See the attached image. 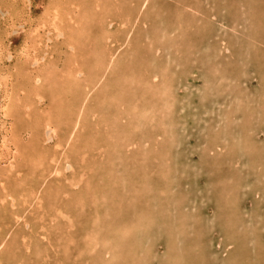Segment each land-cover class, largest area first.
I'll return each mask as SVG.
<instances>
[{"label": "rangeland", "instance_id": "rangeland-1", "mask_svg": "<svg viewBox=\"0 0 264 264\" xmlns=\"http://www.w3.org/2000/svg\"><path fill=\"white\" fill-rule=\"evenodd\" d=\"M73 2L63 0L61 5L64 3V13L73 11L72 21L76 18L80 20L86 36H81L82 39L72 33V21L68 17V34L72 38L69 37L64 46L61 44L65 41L64 37L55 36L53 42L45 39L49 36L47 28L40 26L37 32L39 40L38 35L33 33L40 25L41 18L51 15L55 5L53 0H0V83L14 90L10 98L23 99L28 96L32 100L24 105L26 111L34 108V111H27L28 114L24 109L14 111L11 118L8 114L3 115L7 113L8 101L3 87L0 89V235L5 234L0 237V262L94 264L95 252L88 250L91 241H100V238L107 236L110 241L116 237L117 228H121L127 235V243L136 241L135 245H126L121 249V257L133 260V264H164L166 255L178 252L180 245L174 233L182 225L184 230L176 239H184L186 244L192 246L193 250L189 246L184 247L188 262L234 264L228 259L235 254L236 248L241 247L243 253L239 255L237 264H264V97L260 100L259 93L264 85V57L261 54H264V0ZM143 2L146 8L141 5ZM246 14L254 18L252 32L256 30V41L262 42L258 54L254 52L255 44L249 45V53L248 50H241L247 42L245 33L249 29L245 27L238 37L236 34L241 29L232 31L233 17L244 22ZM142 22H146V25ZM220 39L226 44H220ZM220 47L224 49L219 51L217 48ZM27 52L32 58L39 56L40 61H33L31 57L27 59ZM33 52H37V55ZM244 53L249 54L248 60H245ZM131 55L134 56L131 58ZM50 60L55 61V67H51ZM73 60L77 66L71 65ZM95 62L100 65L98 69L92 67ZM46 64L50 66H46L45 72L42 65ZM112 65L117 66L113 68L114 72L110 68ZM39 71L45 74L49 72L45 76L46 82L55 84L57 81L56 88H53L54 85H44L46 88H42L40 84H35V87L42 89L41 102L37 96H30L29 91L34 86L30 85L31 81L27 83L38 76ZM152 71L155 74L159 71L168 80L165 82L169 97H175V102L178 100L176 103L173 101V106L178 109L173 107L172 111L180 113L179 117L172 115V121L182 120L184 127H181L185 132L181 127L177 131L178 125L172 128L174 133L171 129L170 133L164 132L158 125L155 128L148 115L145 127H139L129 134L132 123L128 118L133 113L145 114L147 107L148 112L154 106V110L161 108L157 106L159 103L152 106L159 96L155 88L161 85L159 77L153 80L148 75ZM110 72L118 75L117 78L111 77L117 87L129 82L131 93L137 97L131 95L132 100L124 106L116 100L106 98V102L101 97L103 102H99L103 105H98L102 108L95 118L97 127L91 128L92 120L84 117L78 126L80 128L72 130L74 114L66 111L65 106L74 98L86 95L80 88L88 85V77L99 76L101 82L98 86L102 88L100 85L110 79ZM170 81L172 84L176 81L175 85ZM60 82L64 84L59 85ZM66 85L75 89L74 92L70 89L67 95L57 97L56 92L60 91L57 88ZM208 89H211L210 93ZM184 99L189 102L187 106ZM136 101L139 109L135 106ZM56 105L63 110L59 113L57 109L59 115L54 112ZM46 112L50 119L53 117L52 123L57 124L55 133L47 127L43 128ZM143 114H140L141 118ZM153 118L159 119L157 115ZM140 122L143 124L144 119ZM33 123L36 124L35 128ZM12 132L15 134L14 141L10 138ZM166 147L169 153L165 152ZM179 164L183 166L179 167ZM145 173L148 176H143ZM32 189L38 190L34 196L41 197V200L33 199ZM178 210L183 211L182 215ZM177 214L180 218L176 217ZM251 230L257 233L261 242L250 240L247 235ZM53 241L58 246L66 245V252L61 247H49ZM227 242L232 245L225 252ZM96 249L103 259L99 248ZM77 252L80 255L74 258ZM35 253L46 254L49 259L40 262L38 258L34 263L32 256ZM127 259L126 264L129 263ZM172 261V264H176Z\"/></svg>", "mask_w": 264, "mask_h": 264}, {"label": "bare ground", "instance_id": "bare-ground-1", "mask_svg": "<svg viewBox=\"0 0 264 264\" xmlns=\"http://www.w3.org/2000/svg\"><path fill=\"white\" fill-rule=\"evenodd\" d=\"M72 1H76V0H72ZM138 1V0H137ZM61 2H63V0H53V4H55V5H53L54 7H53V9L51 10V15L49 16V17H45L44 19L43 18H41V23H39L40 25L39 26H37V28L36 29H34V34H37L38 35V33L37 32H39V30H40V26L42 27V29L43 28H47V31H49V32H47V34H49V36H47V38H45V39H47V40H52V42H53V40H54V38H58V37H64V39H65V41H63V43H61V44H63L64 46H66V44L67 43H65L67 40H68V38L70 37V38H72V35L70 36L68 33H69V31H70V26L68 25V22L67 21H69L68 20V17L70 18V21H72L73 20V16H74V14H73V11H71V12H67V13H64V8H63V4L61 5ZM73 2V3H74ZM146 2V1H145ZM145 2H143L141 5L143 6V7H145L146 8V6H145ZM212 2V1H211ZM70 3V2H69ZM96 4H97V2H95ZM99 4V3H98ZM210 4V3H209ZM244 4V3H243ZM48 5V4H47ZM50 5H52L51 3H50ZM82 5V4H81ZM91 5V4H90ZM212 5V4H211ZM88 7H90V6H88ZM101 7V6H100ZM51 8V7H50ZM90 9V8H89ZM47 10V9H46ZM238 11V10H237ZM239 12V11H238ZM84 13V12H83ZM147 13H149V12H147ZM44 14V13H43ZM147 15V14H146ZM133 16V15H132ZM244 17H245V21L244 22H240V21H238L237 19H235V17H233V19H234V21L232 22V31H236L237 32V30L236 29H241L240 31H238L237 32V34H236V36L238 37L239 35H241V34H243V29L246 27L247 29H249L246 33H245V38L247 39V42L246 43H244V45H243V47H242V52H243V50L245 51H247L248 49H249V45H251L252 44V46H253V44H255V50L256 51H254V52H257V54H258V51H259V49H260V47L262 46V42H261V40H259L258 42H259V44H257L258 42L256 41V30L254 31V32H252V30H254V25H255V20H254V18H251L252 16H248L247 14L246 15H244ZM119 19H120V17H119ZM137 19V18H136ZM149 19H150V16H149ZM143 20V19H142ZM151 20V19H150ZM123 21V20H122ZM149 21V20H148ZM152 21V20H151ZM162 21V20H161ZM117 22V21H116ZM115 22V23H116ZM119 22V21H118ZM136 23V22H135ZM134 23V24H135ZM142 23H144L143 25H146V22H142ZM207 23V22H206ZM85 24H86V22H85ZM123 24V23H122ZM128 24V23H127ZM72 26H73V28H71V31H72V33L73 34H76V37H80V38H82V39H84L83 37L84 36H86L85 35V27H82V24H81V22H80V20L79 19H74V21H72V24H71ZM129 25V24H128ZM142 25V24H141ZM147 25H149V24H147ZM212 25V24H211ZM262 25H264V24H262ZM109 26V25H108ZM118 26V25H117ZM123 26V25H122ZM131 26H132V24H131ZM136 26V25H135ZM80 28V29H78V30H76L77 28ZM134 27V26H133ZM132 27V28H133ZM256 27V26H255ZM125 28H127V27H125ZM131 28V27H130ZM145 28H147V27H145ZM200 28V27H199ZM75 30V31H74ZM127 30V29H126ZM52 32V34H51V32ZM109 33V32H108ZM128 33V32H127ZM149 33V32H148ZM117 34V33H116ZM126 34V33H125ZM168 34H170V33H168ZM106 35H107V33H106ZM132 35V34H131ZM144 35H146V34H144ZM171 35V34H170ZM169 35V36H170ZM56 36V37H55ZM81 36H83V37H81ZM108 36V35H107ZM127 36V35H126ZM165 36V35H164ZM175 36V35H174ZM172 37V36H171ZM184 37V36H183ZM35 38V37H34ZM67 38V39H66ZM98 38V37H97ZM99 38H100V36H99ZM107 38V37H106ZM137 38V37H136ZM166 38V37H165ZM225 38H227V37H225ZM37 39L39 40L40 39V36L38 35L37 36ZM43 39V38H42ZM108 39V38H107ZM142 39V38H141ZM146 39V38H145ZM169 39V38H168ZM182 39V38H181ZM196 39H197V37H196ZM36 40V39H35ZM98 40V39H97ZM127 40V39H126ZM171 40V39H170ZM175 40V39H174ZM45 41V40H44ZM130 41V40H129ZM134 41V40H133ZM143 41V40H142ZM181 41H183V40H181ZM186 41V40H185ZM188 41V40H187ZM46 42V41H45ZM139 42H140V38H139ZM220 44H226L225 42L226 41H224V40H222V39H220ZM77 43V42H76ZM81 43V42H80ZM103 43V42H102ZM101 43V44H102ZM108 43V42H107ZM123 43H124V41H123ZM137 43V42H136ZM197 43V42H196ZM37 44V43H36ZM42 44V43H41ZM75 44V43H74ZM84 44V43H83ZM87 44V43H86ZM128 44V46H129V43H126V45ZM152 44V43H151ZM163 44H166V42L164 43L163 42ZM171 44V43H170ZM181 44V43H180ZM219 44V43H218ZM28 45V44H27ZM44 45V44H43ZM91 45V44H90ZM106 45V44H105ZM117 46H118V44H116ZM122 45V44H121ZM131 45V44H130ZM141 45V44H140ZM175 45H176V43H175ZM175 45H173V46H175ZM42 46V45H41ZM68 46V45H67ZM86 46V45H85ZM108 46V45H107ZM153 46V45H152ZM259 46V47H258ZM90 47V46H89ZM102 47H103V45H102ZM120 47V46H119ZM139 47H141L142 48V46H139ZM175 47H178V46H175ZM41 48V47H40ZM50 48V47H49ZM53 48V47H52ZM69 48V47H68ZM112 48V47H111ZM122 49H123V47H121ZM128 48V47H127ZM80 49V48H79ZM94 49V48H93ZM120 49V48H119ZM132 49V48H131ZM216 49V48H215ZM219 51H221V50H223L224 49V47H223V49H221V47L220 48H217ZM39 50V49H38ZM74 50V49H73ZM111 50V49H110ZM109 50V51H110ZM157 50V49H156ZM155 50V51H156ZM159 50V49H158ZM175 50V49H174ZM25 51V50H24ZM34 51H36V49L34 50ZM126 51H128V50H126ZM141 51V50H140ZM179 51V50H178ZM26 52V51H25ZM42 52V51H41ZM83 52V51H82ZM143 52V51H142ZM141 52V53H142ZM160 52V51H159ZM158 52V53H159ZM211 52V51H210ZM218 52V51H217ZM248 53H249V50L247 51ZM251 52V51H250ZM262 52V51H261ZM28 53V52H27ZM38 53H39V51H38ZM131 53V52H130ZM211 53H213V51L211 52ZM245 54V60H248L249 58H247L248 56L247 55H249V54ZM30 53H28L26 56H27V59L28 58H30L31 57V55H29ZM33 54H35V55H37V52H33ZM53 54V53H52ZM91 54H93V53H91ZM98 54V53H97ZM100 54H102V53H100ZM120 54V53H119ZM136 54V53H135ZM250 54H252V53H250ZM262 54V56L264 57V54H263V52L261 53ZM89 55V54H88ZM107 55H108V53H107ZM137 55V54H136ZM140 55V54H139ZM143 55V54H142ZM154 55V54H153ZM156 55V54H155ZM214 55H216V54H214ZM213 55V56H214ZM254 55V54H253ZM33 56V55H32ZM39 56H40V53H39ZM39 56H35V58L33 59L32 57V59H33V61H35V60H38V58H39ZM45 56V55H44ZM43 56V57H44ZM53 56V55H52ZM134 56V55H133ZM132 55H131V58L133 57ZM218 56V55H217ZM251 56V55H250ZM261 56V57H262ZM47 57V56H46ZM110 57H113V55H111ZM137 57V56H136ZM145 57V56H144ZM156 57H157V55H156ZM262 57V58H263ZM128 58V57H127ZM216 58V57H215ZM254 58H257V56H254ZM41 59V58H40ZM71 59H72V57H71ZM95 59V58H94ZM111 59H113V58H111ZM100 60V59H99ZM136 60V59H135ZM185 60V59H184ZM263 61H264V59H262ZM38 61H40V60H38ZM51 61V60H50ZM214 61V60H213ZM37 62V61H36ZM52 62V65H51V67L53 68V67H55V61L53 62V61H51ZM159 62V61H158ZM219 62H220V60H219ZM38 63V62H37ZM110 63V62H109ZM131 63H133V62H131ZM131 63H130V65H131ZM161 63V62H160ZM175 63V62H174ZM101 64V63H100ZM108 64V63H107ZM116 64H118V63H116ZM129 64V63H128ZM127 64V65H128ZM164 64V63H163ZM254 64V63H253ZM264 64V63H263ZM71 65H76L77 66V62L75 63V61L73 60L72 62H71ZM133 65V64H132ZM261 65H262V62H261ZM46 66H48L47 64L46 65H42V68H43V70L45 71V68H46ZM50 66V65H49ZM48 66V67H49ZM58 66V65H57ZM122 66V65H121ZM141 66V65H140ZM38 67V66H37ZM50 67V68H51ZM89 67H90V65H89ZM93 68H95V69H98L99 67H100V65H98L97 64V62H95V64H93V66H92ZM109 67V66H108ZM116 67L117 66H114L113 67V65L112 66H110V68L113 70V72H114V69H116ZM136 67V66H135ZM135 67H134V69H135ZM138 67H139V65H138ZM137 67V68H138ZM262 67H263V65H262ZM77 68V67H76ZM103 68V67H102ZM114 68V69H113ZM153 68V67H152ZM259 68H261V67H259ZM133 69V70H134ZM156 69H158V68H156ZM32 70V69H31ZM30 70V71H31ZM78 70V69H77ZM82 70V69H81ZM91 70V69H90ZM103 70H104V68H103ZM107 70H109V69H107ZM145 70V69H144ZM150 70H151V68H150ZM175 70V69H174ZM24 72H25V69L23 70ZM29 71V70H28ZM36 71V70H35ZM66 71H68V70H66ZM65 71V72H66ZM70 71V70H69ZM87 71V70H86ZM89 71V70H88ZM87 71V72H88ZM111 71V70H110ZM243 71V70H242ZM39 72H41V71H39ZM46 72V71H45ZM51 72H55V71H51ZM76 72V71H75ZM90 72V71H89ZM99 72V71H98ZM106 72V71H105ZM105 72H104V74H105ZM163 72V71H162ZM245 72V71H244ZM243 72V73H244ZM26 73H27V71H26ZM35 73V72H34ZM48 74H49V72H47ZM46 73V74H47ZM67 73V72H66ZM91 73V72H90ZM164 73V72H163ZM1 74H3V73H1ZM46 74L45 73H43V72H41L40 74H38V76H36L35 78H33V80H32V78H31V80H28V82L27 83H29L30 81H31V83H30V85H33L34 86V88L33 89H31V91H29V94H30V96L33 98V97H38V100H40V102L42 101V99H43V94H42V89H39L38 87H35V84H37V85H41V87L42 88H44L45 86L47 87V86H51V85H54L53 86V88H56V86H57V81H55V84L54 83H52V81H51V83L52 84H50V83H48V82H46V78H45V76H46ZM110 79L109 80H106L102 85H100V86H103L102 88H100L98 85H99V83L101 82V79H100V77L99 76H97V77H88V78H90V81H89V83H88V81H87V83H88V85H86V87L85 86H83V87H81L80 89H81V91L84 93V92H86V95H81V98H77V99H75L74 98V100L73 101H71L69 104H67V106H65V109H66V111H68L69 113H71V114H74L72 117H74V120H72L71 121V125H72V130H78L79 128H78V126L80 125V122L82 121L83 122V119H84V117H89L90 118V120H92L91 121V124H92V126H91V128H94V127H97V122H96V120H95V118L96 117H98V115H97V111L99 112V110H101V108H99V104L102 106L103 104H101L99 101H101V97H103L104 99H105V101L107 102V99H110V101H113V100H116V101H118L119 103H120V105L121 106H124V105H128V102H129V100L131 99L132 100V97L134 96L135 98L137 97L136 95H133V93H131V86L128 84V83H126L125 85H121L120 87H117L115 84H116V81H115V84H114V82H113V80L111 79V77L112 78H117V76L118 75H114V73H112V72H110ZM144 74V73H143ZM237 74V73H236ZM25 75H27V74H25ZM52 75V74H51ZM55 75V74H54ZM75 75V74H74ZM90 75V74H89ZM129 75V78H130V80L132 81V79H131V77H130V74H128ZM142 75V74H141ZM148 75H150L151 77H152V79L154 80V79H156V78H160V81H161V85H159V86H157V88H155L156 90H157V94H159V96H161V97H157L156 99H155V101L154 102H152L153 104H152V106H154V104L155 103H159V105H157V106H161V108H156L155 110H154V107H152L153 108V110L152 111H147V108L145 109V114H143V113H140V114H143V118H141V115L139 114V115H136L137 113H133V115H132V117L131 118H128V119H131V120H129L130 122V132H129V134L133 131V130H137L139 127H141V128H144L145 127V122L146 121H148V115H149V117H150V121H153L154 122V124H155V128H157L156 126L158 125V126H161L163 129L162 130H165L164 132H167V131H169V129H171L172 130V128L175 126V125H178V130L177 131H179V127H181V126H183L184 125V122L181 120V119H179V120H181L180 122H182V123H180L178 120L176 121V120H174V121H172V115H174V117H175V115L177 114V116L179 117V115H180V113H178V112H174L173 113V111H172V109H173V101H174V103H176V102H178V100L175 102V97H169V92H168V90H167V86H166V82H165V76L163 75V74H161L159 71L155 74V73H153V71H152V73H149ZM1 76H3V75H1ZM47 76H49V75H47ZM91 76V75H90ZM138 76H139V74H138ZM8 77V76H7ZM78 77V76H77ZM143 77V76H142ZM173 77H174V75H173ZM173 77H168V79H170V78H173ZM235 78H237L236 76H234ZM240 77V76H239ZM3 78V77H2ZM138 78V77H137ZM177 79H179V77H176ZM208 78V77H207ZM53 79V78H52ZM87 79V78H86ZM222 79V78H221ZM26 80V79H25ZM76 80V79H75ZM174 80H176V79H174ZM240 79H238V81H239ZM33 81L35 82V83H33ZM167 82H168V80H166ZM74 82V81H73ZM176 82V81H175ZM175 82L173 83L174 85H175ZM182 82V81H181ZM210 82V81H209ZM213 82V81H212ZM67 83H68V81H67ZM66 83V84H67ZM75 83V82H74ZM170 83L172 84V81H170ZM180 83V82H179ZM208 83V82H207ZM21 84V83H20ZM64 83L62 82H60L59 83V85H63ZM133 84H134V82H133ZM172 84V85H173ZM181 84V83H180ZM179 84V85H180ZM45 85V86H44ZM139 85V84H138ZM178 85V84H177ZM183 85H185V84H183ZM22 88H23V85H20ZM19 86V87H20ZM44 86V87H43ZM77 86V85H76ZM155 86V85H154ZM182 86V85H181ZM180 86V87H181ZM3 87V88H2ZM4 87H5V89H4ZM30 87V86H29ZM45 87V88H46ZM60 87V86H59ZM63 87V86H62ZM57 88V89H60V91H58V92H56V95H57V97H60V96H62L63 94H65L66 93V95H67V93H68V90H70L71 89V91L72 92H74V90L75 89H72V87L71 88H69L68 87V85H66L64 88ZM96 87H99L98 89L96 88ZM174 87V86H173ZM262 87V86H261ZM2 88V90H3V94H5L6 96H5V98L7 99V101H8V103H7V113L5 112L3 115H7L8 114V117H13L14 115H13V113H15L14 111H18L19 109H24L25 111H26V109L24 108V105H26V102H28V101H32L31 99H29V97L28 96H26V98L28 99H26V98H23V99H18V97L17 98H10V96H11V94L13 93H11V91L13 90H11L8 86H6V85H2L1 83H0V89ZM52 89V88H51ZM145 89V88H144ZM160 89V90H159ZM247 89V88H246ZM17 90V89H16ZM96 90V91H95ZM199 90V89H198ZM204 90H206V89H204ZM14 91V90H13ZM18 91H19V89H18ZM174 91V90H173ZM209 91V93L211 92V89L209 90H207V92ZM243 91H244V89H243ZM17 92V91H16ZM94 94H93V93ZM95 92H97V93H95ZM127 93V95H125V93ZM143 92L144 93H146L145 92V90H143ZM174 93H175V91H174ZM187 93V92H186ZM259 93H261L260 94V96H261V98H260V100L264 97V85H263V87L261 88V91L259 92ZM148 94H149V92H148ZM203 94V93H202ZM213 94V93H212ZM52 94H50V96H51ZM131 95H133V96H131ZM204 95V94H203ZM126 96V97H125ZM148 96V95H147ZM176 96V95H175ZM259 96V97H260ZM3 98H4V96H3ZM52 98V97H51ZM107 98V99H106ZM139 98V97H138ZM198 98H200V97H198ZM202 98H203V96H202ZM25 99V100H24ZM53 99H55V95H54V98ZM57 99V98H56ZM140 99V98H139ZM37 100V101H38ZM147 100H148V98H147ZM157 100H160V101H158L157 102ZM184 100H186V99H184ZM187 100H188V98H187ZM186 100V101H187ZM6 101V100H5ZM55 101V100H54ZM60 101H61V99H60ZM59 101V102H60ZM205 101V100H204ZM263 101V100H262ZM101 102H103V101H101ZM135 102V101H134ZM137 103L135 104V106L137 107V105H138V107H139V104H138V101H136ZM202 102V101H201ZM182 103V102H181ZM180 103V104H181ZM189 102L187 101V103H186V106H187V104H188ZM206 103V102H205ZM130 104H132V103H130ZM141 104V103H140ZM177 104H179V103H177ZM97 105V106H96ZM183 105V104H182ZM206 105V104H205ZM263 105H264V103H263ZM3 106V105H2ZM90 106V107H89ZM104 106H105V104H104ZM142 106H143V104H142ZM176 106V105H175ZM188 106H190V104L188 105ZM119 107V106H118ZM137 107V108H138ZM177 107V106H176ZM176 107H174V108H176ZM180 107H182L181 105H180ZM3 109H4V107H2ZM37 108V107H36ZM86 108H89V109H87L86 110ZM141 108V107H140ZM182 108H184V107H182ZM204 108V107H203ZM55 109V110H54ZM54 109H52V111L54 110V112L57 114V109H58V111H60L59 113H62V107L61 106H59V105H56L55 106V108ZM106 109V108H105ZM139 109V108H138ZM176 109H178V108H176ZM180 110H181V108H179ZM37 110H39L38 108H37ZM86 110V111H85ZM127 110V109H126ZM157 110V113H155V111ZM27 111H34V108H33V110L31 109V110H29V109H27ZM26 111V113L28 114V112ZM105 111H107V110H105ZM171 111H172V113H171ZM35 112H36V109H35ZM49 112V111H48ZM131 112V111H130ZM183 112V111H182ZM31 113V112H30ZM54 113V114H55ZM59 113L57 114V115H59ZM157 115V117H159V119H157V118H153L152 119V117H154V116H156L155 114ZM168 113V114H167ZM89 114H91V116L89 115ZM195 114V113H194ZM44 115H46V117L44 118V122H43V128L44 127H47V128H49V129H51V132L52 133H55V129H56V125L57 124H53L52 123V120H53V117L50 119L49 118V114H47V112L46 113H44ZM43 115V116H44ZM52 115V114H51ZM42 116V117H43ZM53 116V115H52ZM124 116H125V114H124ZM200 116V115H199ZM198 116V117H199ZM51 117V116H50ZM121 117V116H120ZM127 117H129L128 116V114H127ZM195 117H196V115H195ZM194 117V118H195ZM39 118V117H38ZM59 118V117H58ZM182 118V117H181ZM185 118H188V117H185ZM227 118V117H226ZM15 119V118H14ZM60 119V118H59ZM123 119V118H122ZM126 120H127V118H125ZM142 119H144V122H143V124H142V122H140ZM152 119V120H151ZM40 120V119H39ZM56 120H57V118H56ZM54 121H55V119H54ZM63 121H66V120H64L63 119ZM68 121V120H67ZM204 122V121H203ZM216 122V121H215ZM62 123V122H61ZM211 123V122H210ZM217 123V122H216ZM59 124V123H58ZM68 124V123H67ZM212 124H214V123H212ZM60 125V124H59ZM62 125V124H61ZM60 125V126H61ZM35 126H36V124L35 123H33V127L35 128ZM63 126V125H62ZM103 126V125H102ZM211 126H214V125H211ZM32 127V126H31ZM64 127V126H63ZM184 127V126H183ZM183 127H181V128H183ZM186 127V126H185ZM65 128V127H64ZM180 128V129H181ZM184 129V128H183ZM200 129V128H199ZM204 130H205V128H203ZM226 129V128H225ZM12 130H13V132H16V129H15V127H12ZM44 130V129H43ZM58 130H59V128H58ZM62 130H63V128H62ZM82 129H80V131H81ZM84 130V129H83ZM103 130H104V128H103ZM182 130V129H181ZM195 130V129H194ZM45 131V130H44ZM66 131V130H65ZM155 131H157V130H155ZM174 130H172V132H173ZM176 131V133L178 134V132ZM208 131V130H207ZM13 132L11 133V135H10V138H12V140H13V137L15 136V134H13ZM46 132V131H45ZM175 132V131H174ZM173 132V133H174ZM184 132H185V129H184ZM70 133V132H69ZM79 133V132H78ZM169 133H170V131H169ZM175 133V134H176ZM198 133V132H197ZM211 133V132H210ZM66 134H68V133H66ZM71 134V133H70ZM183 134V133H182ZM181 134V135H182ZM208 134V133H207ZM212 134V133H211ZM40 135V134H39ZM43 135V134H42ZM53 135V134H52ZM69 135V134H68ZM74 135V134H73ZM114 135V134H113ZM167 135V134H166ZM180 135V134H179ZM41 136V135H40ZM48 136V135H47ZM50 136V135H49ZM55 136V135H54ZM70 136H72V135H70ZM122 136V135H121ZM84 137V136H83ZM134 136H132L131 138H133ZM156 137V136H155ZM81 138V137H80ZM123 138V137H122ZM43 140H44V138H42ZM49 139V138H48ZM67 139H69L68 137H67ZM78 139V138H77ZM121 139V138H120ZM124 139V138H123ZM16 140V139H15ZM63 140V139H62ZM80 140V139H79ZM92 140V139H91ZM132 140V139H131ZM158 140V139H157ZM180 140H183L182 138H180ZM179 139H178V141H180ZM14 141V140H13ZM59 141V140H58ZM57 141V142H58ZM61 141V140H60ZM68 141V140H67ZM66 141V142H67ZM177 141V140H176ZM56 142V143H57ZM64 142V141H63ZM78 142V141H77ZM62 143V142H61ZM164 143V142H163ZM183 143V142H182ZM215 143V142H214ZM157 144V143H156ZM155 144V145H156ZM202 144V143H201ZM6 145V144H5ZM57 145V144H56ZM63 145V144H62ZM68 145V144H67ZM149 145V144H148ZM162 145V144H161ZM164 145V144H163ZM200 145V144H199ZM204 145V144H203ZM52 146V145H51ZM60 147V146H59ZM158 147V145L156 146V148ZM181 147H183V145L181 146ZM200 147H202V146H200ZM204 147V146H203ZM212 147V146H211ZM218 147V146H217ZM216 147V148H217ZM61 148H62V146H61ZM155 148V149H156ZM161 148H162V146H161ZM167 148V150H165V152L166 153H169V149H168V147H166ZM215 148V149H216ZM73 149V148H72ZM113 149V148H112ZM159 149V148H158ZM203 150V149H202ZM17 151V150H16ZM59 151V150H58ZM61 151V150H60ZM156 151H157V149H156ZM233 151V150H232ZM63 152V151H62ZM69 152V151H68ZM159 152V151H158ZM202 152V151H201ZM241 152V151H240ZM160 153V152H159ZM207 153V152H206ZM211 153V152H210ZM209 153V154H210ZM66 154H67V152H66ZM72 154V153H71ZM202 155H203V153H201ZM222 154V153H221ZM62 155H63V153H62ZM159 155V154H158ZM162 155H163V153H162ZM48 156V155H47ZM50 156V155H49ZM66 156H68V154L66 155ZM160 156V155H159ZM215 156V155H214ZM55 157V156H54ZM62 157H65V156H62ZM163 157V156H162ZM216 157V156H215ZM56 158V157H55ZM160 158V157H159ZM188 158V157H187ZM223 158V157H222ZM234 158V157H233ZM163 159V158H162ZM211 159V158H210ZM224 159V158H223ZM59 160H61V159H59ZM64 160V159H63ZM113 160V159H112ZM62 161V160H61ZM116 161H117V159H116ZM177 161V160H176ZM188 161V160H187ZM215 161V160H214ZM231 161V160H230ZM65 162V161H64ZM114 162V161H113ZM120 162V161H119ZM184 162V161H183ZM186 162V161H185ZM189 162V161H188ZM194 162V161H193ZM201 162V161H200ZM212 162V161H211ZM222 162V161H221ZM224 162V161H223ZM52 163V162H51ZM190 163V162H189ZM175 164H176V162H175ZM186 164V163H185ZM184 164V165H185ZM188 164V163H187ZM198 164V163H197ZM202 164H204V163H202ZM85 165H89V164H85ZM104 165H105V163H104ZM112 165V164H111ZM177 165V164H176ZM189 165V164H188ZM162 166V165H161ZM181 165L179 164V167H180ZM183 166V165H182ZM181 166V167H182ZM200 166V165H199ZM81 167V166H80ZM176 167V166H175ZM199 168V167H198ZM97 169V168H96ZM116 169V168H115ZM186 170H187V167L185 168ZM202 169V168H201ZM55 170V169H54ZM101 170H102V168H101ZM114 170V169H113ZM173 170H175V168H173ZM179 170H180V168H179ZM194 170V169H193ZM207 170H209V169H207ZM59 171V170H58ZM98 171V170H97ZM107 171V170H106ZM162 171V170H161ZM170 171V170H169ZM175 171H177V170H175ZM181 171V170H180ZM178 172V174L179 173H181V172ZM185 171V170H184ZM206 171V170H205ZM220 172L221 171V169H220V171L219 170H216V172ZM166 172V171H165ZM172 172V171H171ZM194 172V171H193ZM215 172V173H216ZM56 173L58 174L59 172H57L56 171ZM100 173V172H99ZM105 173H107V172H105ZM195 173V172H194ZM193 173V174H194ZM87 174V173H86ZM161 174V173H160ZM168 174H170V172L168 173ZM218 174V173H217ZM216 174V175H217ZM105 175V174H104ZM171 175V174H170ZM180 175V174H179ZM216 175H214V177H216ZM95 176V175H94ZM98 174H96V177L98 178ZM103 176V175H102ZM112 176V175H111ZM143 176H148V174L146 175V173H145V175H143ZM166 176V175H165ZM172 176H174V175H172ZM186 176V175H185ZM213 176V175H212ZM217 176H219V174L217 175ZM220 176H222V175H220ZM49 177H50V175H49ZM180 177H181V175H180ZM187 177H189V175L187 176ZM211 177V176H210ZM146 178V177H145ZM156 178V177H155ZM175 178V177H174ZM177 178V177H176ZM93 179V178H92ZM100 179V178H99ZM105 179V178H104ZM111 179V178H110ZM158 179V178H157ZM171 179H172V177H171ZM212 179V178H211ZM102 180V179H101ZM106 180H107V178H106ZM112 180V179H111ZM111 180H109V181H111ZM172 180H174V179H172ZM177 180V179H176ZM176 180H174V181H176ZM225 181H227V180H225ZM34 182V181H33ZM32 182V183H33ZM141 182H142V180H141ZM141 182H140V184H141ZM155 182H156V180H155ZM234 182V181H233ZM111 183V182H110ZM113 183V182H112ZM144 184V183H143ZM153 184V183H152ZM173 184V186L175 185V182L174 183H172ZM34 185V184H33ZM112 185V184H111ZM158 185H161V183L160 184H157V185H155V186H158ZM178 185V184H177ZM176 185V186H177ZM110 186V185H109ZM151 186V185H150ZM154 185H152V187H153ZM154 186V188L156 189V187ZM222 186H224V185H222ZM160 187V186H159ZM154 188L152 189V190H154ZM90 189V188H89ZM215 189V188H214ZM151 190V191H152ZM157 190V189H156ZM159 190V189H158ZM157 190V191H158ZM146 191H147V189H146ZM156 191V192H157ZM176 191V190H175ZM31 196H33L34 198L33 199H38V200H41V197H39L38 195V197H36V196H34L35 195V193H37L38 192V190H36V189H32L31 191ZM148 192H149V189H148ZM216 192V191H215ZM218 192V191H217ZM224 192V191H223ZM152 193H154V192H152ZM154 194H156V193H154ZM219 194V193H218ZM158 195V194H157ZM89 196V195H88ZM105 196V195H104ZM90 197V196H89ZM95 197H96V195H95ZM91 199V198H90ZM89 199V200H90ZM92 199H93V197H92ZM100 199V198H99ZM81 200H82V198H81ZM94 200V199H93ZM224 200V199H223ZM13 202V201H12ZM92 202V201H91ZM160 202V201H159ZM164 202V201H163ZM81 203V202H80ZM87 203H89V202H87ZM94 203V202H93ZM90 204V203H89ZM28 205H30V204H28ZM153 205V204H152ZM166 207L167 206H165V209H166ZM12 208V207H11ZM99 208V207H98ZM169 209V208H168ZM167 209V210H168ZM165 212V211H164ZM178 213H179V215H182V213H183V211H181L180 212V210H178ZM225 214V213H224ZM227 214V213H226ZM35 215V214H34ZM178 215V214H177ZM176 216L177 218L179 217L180 218V216ZM173 217V216H172ZM223 217V216H222ZM176 218V219H177ZM171 222H173V221H171ZM31 223V222H30ZM175 226V225H174ZM182 225H180L179 227H178V230H175V232L176 233H174V236H175V240L177 241V243L180 245V247H177V250H178V252L176 251V253L175 254H168V255H166L165 257H164V260L166 261V263L168 264H172L173 263V261L172 260H174V262L177 264L178 262L179 263H187V264H194V263H191V262H188V256H187V254H186V252H185V250H184V247H188L189 245H188V243L186 244V242H185V240L183 239V240H179V239H176V237H177V235L178 234H180L183 230H184V228H183V226L181 227ZM120 227V226H119ZM123 227V226H122ZM142 227H146L145 225H143ZM3 229V228H2ZM30 229V228H29ZM45 230V228L43 229V231ZM48 230V229H47ZM52 231V230H51ZM246 231V230H245ZM123 232H125L123 229H121V228H117V230H116V237L115 238H113L112 240H108L109 239V237L107 236L106 238L105 237H103V238H100L101 240L100 241H98V240H92L91 241V246H90V248H88V250L89 249H92V251H94L95 253H94V258H93V260H94V264H119V263H124V264H126L125 263V260L127 259H124L123 257H121L120 255H122L121 254V252H122V248L123 247H126V245H135V243H136V241L135 240H133V242L130 244V242L129 243H127L126 241V238H127V235H125ZM137 232H139V231H137ZM230 232V231H229ZM244 232V231H243ZM2 233V232H1ZM4 233V232H3ZM123 233V234H122ZM145 233V232H144ZM237 234V233H236ZM3 234H1L0 235V237L2 236ZM5 235V234H4ZM3 235V236H4ZM135 235V234H134ZM247 235V234H246ZM41 236V235H40ZM48 236V235H47ZM146 236V235H145ZM144 236V237H145ZM247 236H249L250 237V240L252 241V240H258V242H261V240L259 239V236L257 235V233L254 231L253 232V230H251L250 232H249V234L247 235ZM246 236V237H247ZM135 237H138L137 235H135ZM4 238V237H3ZM11 238V237H10ZM242 238V237H241ZM243 238H245V237H243ZM2 239V238H1ZM0 239V240H1ZM70 239V238H69ZM68 239V240H69ZM249 239V238H248ZM247 239V240H248ZM4 240V239H3ZM250 240H249V242H250ZM146 241H147V239H146ZM230 241V240H229ZM67 243H69V242H67ZM2 244H3V242H2ZM71 244V243H70ZM139 244V243H138ZM7 245V244H6ZM231 243H226V245H225V247H224V249H225V252H226V250H228V248H230L231 247ZM57 246V247H56ZM255 246V245H254ZM24 247V246H23ZM49 247H51V248H59V247H61V249H62V251L64 252L65 250H66V245H60V246H58V243L57 242H54L53 241V243H51V244H49ZM100 247L102 248V250H100ZM5 248H6V246H5ZM96 248H99V254H101V255H103L102 257H103V259L100 257V256H98V253H97V249ZM189 248L191 249V250H193L192 249V246H189ZM193 248H195V247H193ZM5 250V249H4ZM52 250V249H51ZM190 250V251H191ZM258 250V249H257ZM261 250V249H260ZM7 251V250H6ZM187 251V250H186ZM0 252H2V250L0 251ZM66 252V251H65ZM12 253V252H11ZM69 253V252H68ZM242 253H243V250L241 249V247H238V248H236V252H235V254L234 255H232V256H230V258L228 259L229 260V262L230 263H234V264H237V260H238V257H239V255L241 256L242 255ZM2 253H0V255H1ZM8 254H10V253H8ZM89 254H91V252L89 253ZM260 254H262V253H260ZM259 254V255H260ZM7 255V254H6ZM5 255V256H6ZM80 255V253L79 252H77L76 254H75V256H74V258H78V256ZM35 256V257H34ZM39 256V257H38ZM38 258H40L39 259V261L40 262H43V260H46V259H49V257H48V255H46V254H43V253H35V255H33L32 256V260H34L35 259V262L34 263H36L37 262V259ZM78 261V260H77ZM9 262V261H8ZM127 262H129V263H127V264H131L132 262H133V260H131L130 261V259L128 260L127 259ZM15 263V262H14ZM121 263V264H122ZM166 263H164V264H166ZM0 264H2L1 262H0ZM10 264V263H9ZM133 264V263H132Z\"/></svg>", "mask_w": 264, "mask_h": 264}]
</instances>
